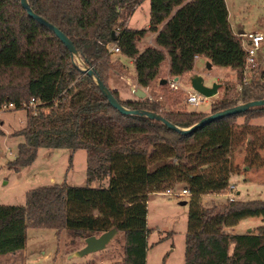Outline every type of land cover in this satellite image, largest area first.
Listing matches in <instances>:
<instances>
[{
  "label": "trees",
  "instance_id": "16d2710c",
  "mask_svg": "<svg viewBox=\"0 0 264 264\" xmlns=\"http://www.w3.org/2000/svg\"><path fill=\"white\" fill-rule=\"evenodd\" d=\"M142 1L27 0L33 13L72 42L85 66L128 110L150 112L189 129L208 115L264 100V71L244 79L246 55L224 0H148L149 27L127 28V19ZM148 33L155 34V46L140 52L138 43ZM113 44L120 56L133 61L140 88L162 80L167 60L170 77L190 73L195 57L237 72L238 88L225 86L209 114L165 112L149 99L123 101L108 85L117 65L107 51ZM32 99L34 110L29 108ZM8 104L26 112L25 126L12 134L23 143L8 169L31 166L40 149L82 150L86 185L39 187L25 194L24 206L0 205V257L23 251L28 229L85 239L115 229L124 233L122 264H146L148 197L182 185L189 193L184 264H264V226L246 235L224 230L247 218L264 219V201H227L206 208L201 200L227 192L239 170L231 160L238 149H245V171L264 168V127L251 124L264 119V106L220 118L190 134L143 116L122 115L94 80L76 68L54 34L27 16L20 0H0V110ZM107 178V187H90Z\"/></svg>",
  "mask_w": 264,
  "mask_h": 264
},
{
  "label": "rangeland",
  "instance_id": "374dc122",
  "mask_svg": "<svg viewBox=\"0 0 264 264\" xmlns=\"http://www.w3.org/2000/svg\"><path fill=\"white\" fill-rule=\"evenodd\" d=\"M224 1L229 14V24L233 34L240 42L244 40L242 38L244 34L258 32L264 36V0ZM142 2L127 19V28L145 30L149 27V1L144 0ZM239 32H242V34H239ZM149 41L150 37L146 36L138 43V49L146 46ZM109 55L110 60L117 64L110 72L109 89L121 92L119 97L123 101L132 98L136 100L135 95L131 94V87L135 90H143L147 94L146 99L159 102L165 112L179 111L209 114L211 104L221 97L225 86L234 85L238 88L237 72L216 66L207 68V61L200 58L195 61L192 72L179 77L178 90H172L168 85L161 88L157 85L159 80L151 88L143 89L138 87L135 81L133 61L117 54ZM74 62L77 67H82L78 60L74 59ZM161 69L160 78L167 80L168 60ZM254 70L251 72L246 71L243 74L244 79L250 80L253 74V78H257L264 71V42L258 51L257 65ZM194 74L200 76L207 87H211L215 83L220 85L214 98L204 99L198 106L186 103L187 96L194 93L190 85V78ZM22 119L25 120L24 111H0V121L3 122L0 130L6 134L0 136V205L24 206L25 194L39 187L63 183L71 187H84L86 185V153L82 150L70 152L68 150L40 149L31 166L18 172L8 169L7 164L16 157L17 146L23 143L22 138L9 136V134L12 130L24 127V124L20 123ZM242 121L243 119H239L238 124H241ZM253 126L264 127V119L253 123ZM242 149H238L231 155L234 166L239 169L238 173L246 170L245 149ZM262 156L264 157V153H262ZM248 171L255 172L252 178L260 183L257 191L264 194V168ZM108 181V178L101 182L97 181L92 183L90 187H107ZM176 188L181 190L184 189V186L178 185ZM226 194L227 192L221 195L216 194L213 200L202 204L206 208L225 205L228 203ZM262 197L251 195L247 199L257 200ZM182 202L187 203L188 197L174 198L160 194H152L148 197L145 217L146 228L149 231L146 264H184L188 204L182 206L180 205ZM262 219L260 217L249 218L248 222L251 225L264 226L263 222L260 221ZM245 228L243 227L238 233L246 235ZM96 237H99V235H96ZM84 240L85 237L81 236L70 238L64 231L56 233L46 229H28L25 249L13 255L0 257V264L123 263L124 233H118L103 251L82 258L70 259L72 254L84 248ZM231 248L232 246L230 250Z\"/></svg>",
  "mask_w": 264,
  "mask_h": 264
},
{
  "label": "water",
  "instance_id": "95a60500",
  "mask_svg": "<svg viewBox=\"0 0 264 264\" xmlns=\"http://www.w3.org/2000/svg\"><path fill=\"white\" fill-rule=\"evenodd\" d=\"M21 6L23 10L26 12L27 16L30 17L32 20L37 22L38 24L46 27L49 31H51L54 36L62 43L66 49L70 52L71 54V59L72 63L74 64V59L78 60L79 63L81 64L82 67H77L76 68L81 71L83 74L88 75L91 77L96 85L98 86L100 92L102 95L108 100L109 105L117 110L120 114L122 115H129V116H143L146 117L150 120H155L163 125L167 126L171 130H174L176 132H179L181 134H190L193 131L197 130L198 128L211 123L215 120H218L223 117H228L236 114H240L243 112H246L247 110L255 107H261L264 106V100L263 101H254V102H249L243 105L236 106L234 108H230L221 112H217L215 114L208 115L207 117L203 118L199 123L195 124L189 129H180L173 124L169 123L167 120L162 118L159 115L150 113V112H145V111H131L126 108H124L117 100L114 99V97L111 95L109 90L104 86V84L100 81V79L95 76L94 71L91 68H88L85 66L83 61L81 60L79 54L77 53L76 49L74 48L72 42L63 34L61 33L58 29L53 27L51 24L47 23L44 19L40 18L37 16L33 11L30 9L27 0H20ZM239 34H242V32H239ZM112 41H116V36L115 33L112 34L111 37ZM207 68H210L211 65L209 63L206 64ZM83 68V69H82ZM177 80V78H175ZM167 81L165 79H162L158 82V85L163 86L166 85ZM190 85L192 90L202 96L204 99H211L214 98L217 93L218 89L220 88V85L218 84H212L211 87H207L203 83V79L198 76V75H193L190 78ZM131 92L138 98V99H145L146 94L142 92L141 90H135V88L131 87ZM186 202L180 203V205L184 206L186 205ZM118 232L113 229L111 231L105 232L99 237L96 236H90L84 240L85 246L81 250L75 252L70 256V259L72 258H82L84 256H87L92 253H97L100 251H103L107 245L116 237Z\"/></svg>",
  "mask_w": 264,
  "mask_h": 264
},
{
  "label": "built area",
  "instance_id": "2783aa9c",
  "mask_svg": "<svg viewBox=\"0 0 264 264\" xmlns=\"http://www.w3.org/2000/svg\"><path fill=\"white\" fill-rule=\"evenodd\" d=\"M242 38H244V40L241 42V46L246 55L245 67L243 73H245L246 71L251 72L256 68L257 54L261 48V44L264 42V36L261 33L256 32V33L244 34ZM107 51L109 54L120 55V50L115 44L108 46ZM198 59H199L198 57H195V61H197ZM168 86L170 89L176 91L179 89V82L170 80ZM203 100L204 98L202 96L194 92L187 96L186 103L189 105L198 106L201 102H203ZM35 103L36 102L32 99L29 103V108L34 110ZM1 110L14 111V106L12 104L4 105L1 107ZM160 195L167 197H174V198L189 197V193L186 190L184 189L179 190L177 188L166 190L165 192L160 193ZM226 197L228 202H235L234 185L231 184L228 185Z\"/></svg>",
  "mask_w": 264,
  "mask_h": 264
},
{
  "label": "crops",
  "instance_id": "0c3cea01",
  "mask_svg": "<svg viewBox=\"0 0 264 264\" xmlns=\"http://www.w3.org/2000/svg\"><path fill=\"white\" fill-rule=\"evenodd\" d=\"M146 36H149L150 37V41L149 43L147 42L146 46H144L143 48H139V51L142 52L145 48L147 47H154V38H155V34H147ZM145 36V37H146ZM200 59V58H199ZM133 63V62H132ZM208 63V62H207ZM169 66V65H168ZM193 71V70H192ZM191 71V72H192ZM124 72V71H123ZM125 73V72H124ZM166 78L168 81L170 80H173V81H178L179 77L177 78V80H175V78H172L168 75V71H166ZM196 75V74H194ZM193 76V75H192ZM128 80V78H126ZM166 80V81H167ZM136 81V80H135ZM158 85V83H157ZM116 92L119 93V96H121V92H119L118 90H115V89H112ZM140 90V89H139ZM142 92H144L146 94L145 91L141 90ZM132 94V93H131ZM147 96V94H146ZM135 98H137L135 96ZM134 98L130 99V101H132ZM146 99V97H145ZM129 100V99H128ZM126 101V100H125ZM21 111H24V110H21ZM21 111H18V112H21ZM14 112V111H13ZM25 112V111H24ZM24 119H22L20 121L21 124H24L23 126H25V122H26V112H25V120L23 122ZM263 119L261 120H257V121H253L251 124L253 123H257L258 121H262ZM3 125V122L0 121V126ZM23 128V127H22ZM22 128L20 129H16V130H12L10 131V134L9 136H12L11 134L15 133L16 131H20ZM3 132V131H2ZM4 134V133H3ZM6 135V134H4ZM17 138H22V137H17ZM23 139V138H22ZM243 150V149H242ZM255 172L253 171H246L244 173H240V174H237V175H233L231 176L230 180H229V184L231 185H234L235 187V201H240V202H249V201H255V200H249L247 198H249V196H259V197H262L260 199H257V201H264V194L262 192H258L257 189L260 187V183L256 182L252 177L254 175ZM53 182V181H52ZM216 194H207V195H204L201 197V200H202V203H205V202H208V201H211L213 200V197L215 196ZM241 196V197H239ZM248 219H244L242 221L239 222V224H237L236 226L234 227H230V228H225V232L229 235H241L239 234L238 232H240V230H242L243 227H246V234H249V233H255L256 229L261 227V226H257L255 224H252L248 222ZM263 222L264 224V219L260 220ZM247 226H253V227H247Z\"/></svg>",
  "mask_w": 264,
  "mask_h": 264
}]
</instances>
